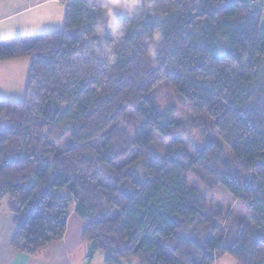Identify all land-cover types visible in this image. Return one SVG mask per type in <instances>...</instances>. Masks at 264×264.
<instances>
[{"label": "trees", "instance_id": "1", "mask_svg": "<svg viewBox=\"0 0 264 264\" xmlns=\"http://www.w3.org/2000/svg\"><path fill=\"white\" fill-rule=\"evenodd\" d=\"M58 1L61 30L0 50V62L30 59L24 100L0 101L10 247L33 256L60 241L74 210L87 221L89 258L101 252L105 264H214L225 255L264 264V83L249 90L264 80L260 12L234 0H138L129 12L131 0H119L124 35L116 37L108 0ZM156 32L162 39L150 58ZM161 82L195 115L206 112L230 159L217 143L191 156L175 139L184 127L148 96ZM126 114L135 135L120 125ZM150 129L170 140L163 163L152 157ZM186 173L205 191L221 186L244 201L251 226L231 218L223 230Z\"/></svg>", "mask_w": 264, "mask_h": 264}, {"label": "rangeland", "instance_id": "2", "mask_svg": "<svg viewBox=\"0 0 264 264\" xmlns=\"http://www.w3.org/2000/svg\"><path fill=\"white\" fill-rule=\"evenodd\" d=\"M19 1H21L20 3L25 6L28 0ZM42 1L46 2L40 5L39 9L34 10V13H28L27 11L23 12V15L19 18L22 19L20 20L23 22L22 25H19L16 30H13V34L7 33L3 35L2 38L4 41L1 42L2 45L0 47H3L4 50L12 49L14 44L13 42L15 41L14 39H11L13 36H17L22 41V45L24 47H28L42 34L59 31L63 28L65 6L58 0H35V2ZM256 2L257 6H254V8L261 14L258 33L259 35H262L264 33V0H256ZM14 24L15 21H11L4 25L14 26ZM20 61H23V69L26 76V79L24 80L25 88L27 75L30 69V59L21 58ZM259 72L260 75L264 76V63L262 64ZM260 78H258V82L254 87L249 88L250 91L262 87L264 80ZM21 83L22 80L17 81L16 90H19V94L21 93ZM148 96L156 103L157 110L160 113L165 116L168 115L172 122L184 127L185 131L182 135L175 136V139L184 143L186 150L191 156H194L196 152L200 151L206 144L213 142L217 143L222 148L224 157L226 159H230V150L218 137L217 131L214 128V121L207 116L206 112H203L200 115H195L189 108L188 104L182 103L178 99L176 91L168 82L159 83ZM120 125L125 127L128 132L133 135L135 126L128 114L122 118ZM0 126L6 127L7 122L4 119H1ZM202 130L206 132V136H204ZM62 131L64 133V137H68V128L63 127ZM149 134L152 138V157L157 162L163 163L165 161V155L168 151L170 140L161 137L160 134L153 129L149 130ZM101 142L102 141L100 140L95 141L93 145L98 148L101 145ZM137 173L141 177L142 171L140 167L137 168ZM185 179L189 188H197L200 191V194L206 200L207 211H211L209 213L213 214L212 217L217 215L215 221L220 223L223 230L225 228L226 221L231 218H237L238 220H241L245 224L247 223L251 226L249 222V211L244 201L234 199L221 186L213 191H205L187 173L185 174ZM86 252L87 259L89 260V251ZM92 258V264H102L104 263L105 255L98 252ZM215 261V264H237V262L228 255L217 258ZM131 262L136 263V260H131Z\"/></svg>", "mask_w": 264, "mask_h": 264}, {"label": "crops", "instance_id": "3", "mask_svg": "<svg viewBox=\"0 0 264 264\" xmlns=\"http://www.w3.org/2000/svg\"><path fill=\"white\" fill-rule=\"evenodd\" d=\"M234 1L246 3L248 0ZM252 1L256 7V0ZM20 2L19 0H0V46L2 45L1 42L4 41L3 35L13 34V30L22 25L23 22L20 21L22 19L19 18L23 12L34 13V10L39 9V6L46 1L28 0L25 6ZM11 21H15L14 26L4 25ZM11 39L19 38L13 36ZM0 50H4V48L0 47ZM20 60L21 58L0 62V101L19 103L24 100L26 76L23 61ZM19 80H22L20 94L19 90H16ZM13 220L14 217L10 212L0 208V264H92L93 258L88 260L86 255V251H90V244L82 238L87 221L79 217L74 210L70 212L67 218L62 239L45 246L33 256L17 252L10 247V241L15 234ZM122 264L136 263L128 261Z\"/></svg>", "mask_w": 264, "mask_h": 264}, {"label": "clouds", "instance_id": "4", "mask_svg": "<svg viewBox=\"0 0 264 264\" xmlns=\"http://www.w3.org/2000/svg\"><path fill=\"white\" fill-rule=\"evenodd\" d=\"M119 6V0H108V2L104 6L105 15L109 18V26L113 29V34L116 37H122L124 32L121 29V25L116 20L115 17V9ZM138 6V0H131L130 3L127 4V11L134 12ZM100 28L98 31H102ZM151 43L147 49V56L150 58H154L156 56V44L162 39V35L159 32L153 33L151 36ZM136 264H140V258H136Z\"/></svg>", "mask_w": 264, "mask_h": 264}, {"label": "built area", "instance_id": "5", "mask_svg": "<svg viewBox=\"0 0 264 264\" xmlns=\"http://www.w3.org/2000/svg\"><path fill=\"white\" fill-rule=\"evenodd\" d=\"M248 2V5L250 6V7H254V3H253V1L252 0H248L247 1ZM251 13L253 12V9H251V11H250Z\"/></svg>", "mask_w": 264, "mask_h": 264}]
</instances>
